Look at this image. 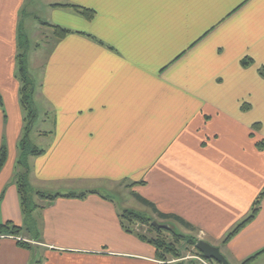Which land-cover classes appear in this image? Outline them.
Wrapping results in <instances>:
<instances>
[{
    "label": "crops",
    "instance_id": "crops-1",
    "mask_svg": "<svg viewBox=\"0 0 264 264\" xmlns=\"http://www.w3.org/2000/svg\"><path fill=\"white\" fill-rule=\"evenodd\" d=\"M30 2L33 16L27 0H0V224L23 228L0 234V264H168L123 227L126 209L183 228L158 211L182 217L230 264L263 251L264 199L224 241L264 190V0ZM20 27L41 34L38 50L50 44L45 60L32 59L41 69L30 139L44 151L27 157L28 182L43 194L30 220L17 183ZM121 183L129 194L112 190ZM248 264H264V252Z\"/></svg>",
    "mask_w": 264,
    "mask_h": 264
},
{
    "label": "trees",
    "instance_id": "trees-1",
    "mask_svg": "<svg viewBox=\"0 0 264 264\" xmlns=\"http://www.w3.org/2000/svg\"><path fill=\"white\" fill-rule=\"evenodd\" d=\"M60 6V5H58ZM63 6V5H61ZM72 7H79V6H72ZM83 12V11H82ZM84 12H90L89 10H85ZM91 14V12H90ZM44 25H49L53 28H55V30H57V32L59 33V35H63L68 33L69 31L66 30L63 27L60 26H56V25H52L49 24L47 22L43 23ZM19 53L17 55V62H18V77L19 80L21 82V104L23 105V108L25 109L26 112V126H25V133L23 138L20 141L19 144V148H20V153L21 156L19 158L18 161V165L19 168L21 167V169H23V172L19 173L17 176V183H18V188H19V192L21 195V199H22V206L23 209L25 211L27 220H30V215L32 213V211L36 208L35 203L32 200V194H34L33 192V188L31 187V185L28 182V171H29V166H28V162H27V157L31 154L33 155H39L41 153H43L44 150L33 146L31 139H30V132L32 130L34 121L37 117V111L34 108V95H35V82L34 80L31 79V77L28 75L27 72V58H26V53L23 52L21 49H27V43H28V38H27V34H25V32L23 31V28L20 27L19 28ZM0 107H2V102L0 100ZM259 145H262V143H260ZM7 148L6 145H3V147L0 150V170L3 168L6 160H7ZM42 194L41 192H37L35 194ZM86 194H88V192H84L81 194H75V193H70V194H51L49 196H46L49 200L53 201L56 198L60 197V196H78V197H83ZM43 195V194H42ZM135 197L143 204L154 207V209L156 210L154 204L150 201H148L146 198L138 195V194H134ZM264 199V190L260 193V195L257 197L254 206H253V210L251 215L246 218L245 220H243L225 239L224 243H227L235 234H237L243 227H245L250 221H252L255 216L257 215V213L259 212L260 208H261V202ZM0 203H1V197H0ZM158 211V210H157ZM159 213V217H161L162 219H173L174 221L184 225L185 227L189 228V229H193V226L187 222L185 219H183L180 216L174 215V214H165L162 213L160 211H158ZM121 220H122V224L123 227H125L128 231H134L132 223L140 220L141 222H145V223H150L151 229L153 232H155L154 237H150L146 234H139L141 236V238H143L144 240L149 241L150 243L154 244L157 248V254L158 257L164 261L165 263H169L170 261H172L175 258H182L184 257L183 251L180 249V247L178 246V244H182L185 243L189 246L195 247L197 246V242H198V238L195 235H183V234H177L176 232H174L172 230V228H158L157 226H155L153 224V221L149 220V219H145L143 217H141L139 214H137L136 212L126 209L122 214H121ZM23 228L13 224L12 222H7L6 224H0V234H6V235H13V236H20L22 233ZM168 231H172L173 233V240L172 239H168L167 237H165L163 234L165 232ZM19 245L25 248H29L30 249V245L28 242L24 241V240H19L18 241ZM263 251L257 253L256 255L252 256L251 258H249L246 263L248 264L250 261H252L254 258H256L259 254H261ZM176 264H182V262L180 263H176Z\"/></svg>",
    "mask_w": 264,
    "mask_h": 264
},
{
    "label": "rangeland",
    "instance_id": "rangeland-1",
    "mask_svg": "<svg viewBox=\"0 0 264 264\" xmlns=\"http://www.w3.org/2000/svg\"><path fill=\"white\" fill-rule=\"evenodd\" d=\"M33 10H34V7H32V2H30V0L29 1L27 0V4H26V8H25V12H26L25 14H28V15L31 14L32 15ZM43 32L46 33L44 36L47 37V35H48L50 39H52L54 37L53 33H51L47 28L44 29ZM28 33H29V36H27V38H28L27 39L28 40L27 49H21V50H22V53L23 52L26 53L28 75L31 77L32 80H35L38 77L39 71L41 69L40 64H38V62L40 60H45V58L47 56V52H48V46L50 44H48V45L46 44L45 47L43 46L44 48L38 50L37 45L41 43V41H40V39L42 38L41 34L33 32V35H31V32H29V31H28ZM45 43H46V41H45ZM36 56H38L37 57L38 62L36 65H33L32 59L36 58ZM34 108L36 109L35 105H34ZM36 127L37 128L44 127V125L42 124V122H38L36 124ZM38 142H39V140L35 141V139H34V143H32V145L36 146L35 143L37 144ZM123 184L124 183L112 184L111 188L113 191H116L119 189L121 193H127V192H125L126 190H125V186H123ZM127 194H129V193H127ZM116 197H118V196H116ZM37 199H38L37 195L35 193L32 194V200L34 203L37 202ZM133 200H134L133 202H134V207H135V205L138 204V201L136 199H133ZM118 204L119 205L121 204V200L118 201ZM129 210L136 212L137 214H139L141 217H143L145 219H149V220L153 221V218L146 215V213L143 211L137 212L136 210H133V209H129ZM157 221L160 222L161 220L157 218ZM132 226H133L134 231L139 233V234H146V235L150 236L151 238L154 237V235H155V232H153L151 229L150 223H145V222H141L140 220H138V221L132 223ZM170 226H171L172 230L174 232H176L177 234L193 235V232H189L188 230L185 229V227L182 228V227L174 224V222H172ZM174 232H172V231L167 232L166 231L163 235L165 237H167L168 239L173 240L174 239L173 238ZM178 246L183 251L184 257L175 258L171 261V263H168V264H174V263L176 264V263H180V262H183L184 264H189L190 262H192L193 264H198V262H197L198 260H196V258H194V256H196L198 254L195 247L189 246L185 243L178 244ZM215 246H217V245H215ZM187 256H191V258L181 261L182 259H184Z\"/></svg>",
    "mask_w": 264,
    "mask_h": 264
},
{
    "label": "water",
    "instance_id": "water-1",
    "mask_svg": "<svg viewBox=\"0 0 264 264\" xmlns=\"http://www.w3.org/2000/svg\"><path fill=\"white\" fill-rule=\"evenodd\" d=\"M153 224L158 228H171L169 224H161L158 221H153ZM197 249L201 251L207 258L214 259L221 264H230L229 260L222 253L221 248L211 244L206 240H199L197 242Z\"/></svg>",
    "mask_w": 264,
    "mask_h": 264
},
{
    "label": "built area",
    "instance_id": "built-area-1",
    "mask_svg": "<svg viewBox=\"0 0 264 264\" xmlns=\"http://www.w3.org/2000/svg\"><path fill=\"white\" fill-rule=\"evenodd\" d=\"M191 256H187L184 259H190ZM194 258H196V260H198V264H219L218 262H216L215 260L212 259H208L206 258L204 255H202L201 253H198L196 256H194Z\"/></svg>",
    "mask_w": 264,
    "mask_h": 264
}]
</instances>
